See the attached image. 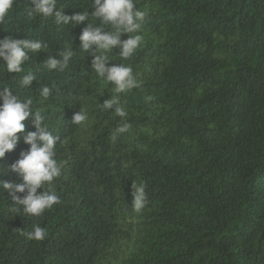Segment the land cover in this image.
Here are the masks:
<instances>
[{
  "label": "trees",
  "instance_id": "1",
  "mask_svg": "<svg viewBox=\"0 0 264 264\" xmlns=\"http://www.w3.org/2000/svg\"><path fill=\"white\" fill-rule=\"evenodd\" d=\"M91 3L57 6L71 15ZM134 3L147 13L142 45L123 60L119 47L107 53L109 65L131 66L139 82L121 93L79 47L82 29L98 20L29 19L31 0H15L0 24V38L48 46L24 65L36 75L29 87L18 83L23 73L0 66V88L32 98L60 138L62 163L53 182L59 202L39 217L13 212L0 186V264H264V0ZM67 48L74 55L63 71L44 67ZM45 86L51 93L42 97ZM113 97L118 103L103 109ZM77 111L87 117L79 125L71 121ZM124 123L129 130L113 141ZM28 147L21 138L0 159V181L22 182L9 166ZM132 182L145 184L140 212L131 206ZM35 224L45 239H28Z\"/></svg>",
  "mask_w": 264,
  "mask_h": 264
},
{
  "label": "clouds",
  "instance_id": "2",
  "mask_svg": "<svg viewBox=\"0 0 264 264\" xmlns=\"http://www.w3.org/2000/svg\"><path fill=\"white\" fill-rule=\"evenodd\" d=\"M15 0H0V24H4L8 14L13 10ZM31 7L25 9V15L29 19L36 17H52L56 25H79L89 17L93 21L98 20V25L88 23L79 34V47L84 51H90L93 55L91 68L105 81L115 85V92L121 93L139 86L138 80L133 75L131 66L123 63L109 65L108 52L119 47L121 59H127L133 55L142 45L143 36L140 33L147 15L145 10L139 9L134 0H92L90 11L65 14L64 6H57L58 0H31ZM110 29V30H108ZM122 33H128L126 39H121ZM48 46L39 39L14 38L5 36L0 38V61L7 72L23 73L18 83L21 87H29L36 79L35 72H25L24 65L32 59L30 53H36ZM60 59L51 55L43 62L49 70L63 71L74 52L67 48L58 53ZM51 93L50 87H42L40 94L47 97ZM118 103V98L113 97L103 102V109H112ZM115 114L125 117L127 114L121 107H115ZM83 111H77L71 117L74 124H81L86 120ZM30 119L34 131H26L25 121ZM45 117L40 111H34L31 97L21 99L10 86L0 88V159L7 152L14 150L20 142L29 147L22 150L9 169L20 178V183L14 181H0V186L8 190L14 202L12 211L23 213L26 216H41L45 210L51 209L59 202V197L54 190L53 182L61 175L62 163L56 158V145L60 140L48 130ZM130 125L124 123L116 128V136L129 130ZM18 133H22L18 135ZM0 169V172H3ZM42 189V191H38ZM131 206L136 212H140L147 204L145 184L132 182ZM22 194V195H21ZM47 231L39 224L32 226L27 233L28 239L43 240Z\"/></svg>",
  "mask_w": 264,
  "mask_h": 264
}]
</instances>
